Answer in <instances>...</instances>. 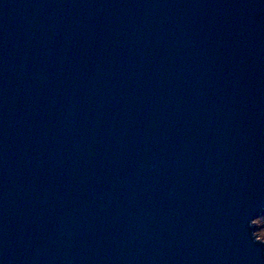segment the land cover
Masks as SVG:
<instances>
[{
  "label": "water",
  "instance_id": "1",
  "mask_svg": "<svg viewBox=\"0 0 264 264\" xmlns=\"http://www.w3.org/2000/svg\"><path fill=\"white\" fill-rule=\"evenodd\" d=\"M264 0H0V264H264Z\"/></svg>",
  "mask_w": 264,
  "mask_h": 264
},
{
  "label": "rangeland",
  "instance_id": "2",
  "mask_svg": "<svg viewBox=\"0 0 264 264\" xmlns=\"http://www.w3.org/2000/svg\"><path fill=\"white\" fill-rule=\"evenodd\" d=\"M256 233L261 240H264V215L255 220Z\"/></svg>",
  "mask_w": 264,
  "mask_h": 264
}]
</instances>
